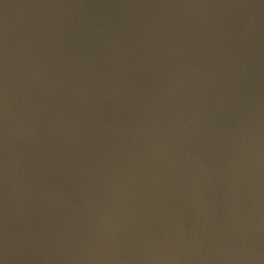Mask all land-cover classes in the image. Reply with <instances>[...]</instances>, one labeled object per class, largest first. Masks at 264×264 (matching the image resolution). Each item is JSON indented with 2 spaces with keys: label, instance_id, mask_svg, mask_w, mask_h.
I'll use <instances>...</instances> for the list:
<instances>
[{
  "label": "water",
  "instance_id": "95a60500",
  "mask_svg": "<svg viewBox=\"0 0 264 264\" xmlns=\"http://www.w3.org/2000/svg\"><path fill=\"white\" fill-rule=\"evenodd\" d=\"M0 264H264V0H0Z\"/></svg>",
  "mask_w": 264,
  "mask_h": 264
}]
</instances>
